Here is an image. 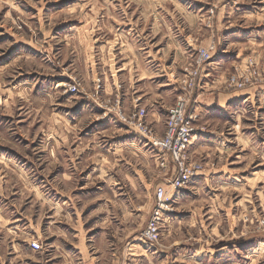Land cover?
Masks as SVG:
<instances>
[{"label":"rangeland","instance_id":"obj_1","mask_svg":"<svg viewBox=\"0 0 264 264\" xmlns=\"http://www.w3.org/2000/svg\"><path fill=\"white\" fill-rule=\"evenodd\" d=\"M189 24L198 38L187 45ZM119 35L126 37L122 44ZM256 39H264V0H0V264H61L51 244L68 251L80 242L91 252L102 232L106 242L125 244L145 227L158 186L171 196L174 211L153 264H170L182 245L189 253L208 244L218 253L205 264H264V89L255 91L264 85L256 51L264 47L249 45ZM210 45V61L242 52L223 87L250 92V98L232 104L229 118L190 106L203 130L196 135L205 137L189 157L202 164L207 180L195 183L194 177L174 190L172 163L105 113L114 114L121 100L101 84L108 66H117L122 98L140 77L127 74L134 64L129 52L141 65L149 52L154 75L147 91L153 105L165 100L158 122L149 103L134 100L162 136L186 68ZM69 84L77 91L70 93Z\"/></svg>","mask_w":264,"mask_h":264},{"label":"crops","instance_id":"obj_2","mask_svg":"<svg viewBox=\"0 0 264 264\" xmlns=\"http://www.w3.org/2000/svg\"><path fill=\"white\" fill-rule=\"evenodd\" d=\"M191 23V22H190ZM189 30L184 32L183 36L184 39L188 44L191 43L190 38L193 40L197 39L194 37L195 35V29L192 28L191 24H189ZM197 31V30H196ZM207 30L204 29L203 33H205ZM198 34H200V30L197 31ZM212 34V33H211ZM211 34L208 36L207 40H204L208 43V45L212 41V36ZM120 44H122V38H126L125 36H120ZM249 40V39H248ZM204 42V43H206ZM249 45H255L256 47H264V39L257 40L255 42H249ZM189 50V49H188ZM260 54L258 57L262 60L264 64V53L259 51L258 49L256 50ZM264 51V49H263ZM234 55V60L242 54L240 50H236ZM132 56V61H134V64L131 66L128 65L127 62L123 64H127V74H135L137 76H140L138 79H134V82H132L128 86V92L123 91L122 92V98H119V93L118 90L120 89V84L119 83V71L120 68H118L115 65H109L108 66V72H110V75L108 78L105 77V80L103 79V83L101 84V89L103 92L106 94H112L116 99H120L121 101L118 102L120 105L117 109L114 110V114H111V112L106 111L105 113L107 115H112L114 118L118 121L117 123L119 125H124L127 127L122 121L119 120L117 116V112H121L125 116L130 113V111L135 108H137L136 103L134 98L138 97L139 100L141 99L140 104L146 105L149 103V106L152 107V114L155 119L153 121L158 122L159 116L162 114L161 112L164 111L165 104L163 102L165 101L164 96H160L162 100L161 105H153L152 103V96H150L151 92L149 90L147 91V86L150 87V82L148 80L153 78L154 71L152 66L147 64V58L150 57L149 52L148 54L145 55V61H143V65L139 64L136 58V54L129 52ZM185 53V52H184ZM191 54L188 56V59ZM245 56V55H243ZM129 58V57H128ZM142 58V57H141ZM175 59L177 58V55L174 57ZM232 56H224L220 58H214L205 66L203 67L204 71L202 72V75L199 79L198 82V89L195 92L193 96V108L195 109V112H202L204 110H214L218 111L219 117L220 118H229L231 117L228 114H225V111H229L231 108L232 104L235 102H245L247 99L250 98V92H243L244 90L240 91H225V88L223 87V83L226 78L227 71L230 69V66L234 64V60L231 59ZM140 59V57H138ZM232 60V61H231ZM118 68V69H117ZM167 69H170V67H167ZM112 71L118 72L116 73L117 75L114 76L112 74ZM106 72V71H105ZM107 74V72H106ZM99 76V75H98ZM106 76V75H105ZM107 79V81H106ZM130 81V79H129ZM132 81V78H131ZM174 83V82H173ZM172 82H169L167 85H171ZM175 84V83H174ZM177 84V83H176ZM175 84V85H176ZM174 86V85H173ZM165 87V86H163ZM255 91L264 89V85H257L255 86ZM126 89V88H125ZM124 89V83H123V90ZM176 90V87L174 88ZM251 90V88H250ZM244 93V94H242ZM244 95V96H243ZM242 97V98H241ZM241 98V99H240ZM141 105V106H143ZM133 107V108H132ZM132 108V109H131ZM112 111V110H110ZM197 113V112H196ZM201 115V114H200ZM148 116V112H147ZM111 117V116H110ZM202 118V116L200 117ZM128 128V127H127ZM201 130V129H200ZM203 132V130L201 131ZM209 135H212L214 132H208ZM205 137V134L201 133L193 137L192 139V144H191V153H195L197 151V148H199L201 145H203V139ZM243 138V136H241ZM169 160V159H168ZM170 160L168 161V166L170 167ZM173 166V164H172ZM174 169V167H173ZM212 170L217 171V172H222L220 169L215 170L212 168ZM175 171V170H174ZM174 172L170 174V178H172ZM222 174H225L224 172ZM215 175V174H214ZM198 177V178H197ZM221 178V177H218ZM164 179V178H163ZM169 179V178H167ZM202 180H207V175L203 173H199L198 176L195 177L193 182H201ZM219 181V180H218ZM211 182V180H210ZM184 192V190H183ZM181 192L180 194L178 193V197H184L185 195ZM175 218V217H174ZM142 232V231H141ZM105 232H102L98 234L100 237L99 241L97 243H100L98 246L96 245L93 250L91 251L83 245V243H76V244H70V250H63L62 247L63 245L59 246L57 243L51 244V247L54 248L55 252H58L60 257L62 258V263L61 264H153L151 262L150 257H152L154 254L158 252V248L160 247L159 245L154 246V247H148L147 245L140 244L137 241H141L140 239V234L139 235H134L132 240L127 241L125 244L121 243L120 241L115 239V243L113 241L106 242V237L104 236ZM114 238V236H111ZM106 243H105V242ZM96 243V242H95ZM178 247V246H177ZM184 252L183 253H177L174 254L170 257V264H192V263H197V264H205L207 260L210 261L211 257L216 255L217 248L216 244H208L207 245H199L195 250L192 252H187V249L185 248L184 245H182ZM97 248V249H96ZM166 250V249H165ZM35 251V250H33ZM66 251L67 253L64 255L63 252ZM160 251H163L162 249ZM39 253V252H38ZM170 254L165 256H169ZM169 258V257H168ZM47 262V261H46ZM31 264H43L40 262V260H32ZM169 264V263H168Z\"/></svg>","mask_w":264,"mask_h":264},{"label":"built area","instance_id":"obj_3","mask_svg":"<svg viewBox=\"0 0 264 264\" xmlns=\"http://www.w3.org/2000/svg\"><path fill=\"white\" fill-rule=\"evenodd\" d=\"M213 51V45L207 48H199L196 57L192 60L193 63L190 64V68H186L183 74L184 78L178 85L179 93L176 103L168 108L165 132L162 136L155 135L147 124L145 108L137 107L126 116L119 111L117 112L120 121L162 151L173 164L175 173L169 180V186L174 190L184 187L203 170L200 162H193L189 157L192 139L199 129L194 124L197 115L194 113L195 111L190 110V106L198 89L200 70L205 63L210 61ZM230 82H234V79H230ZM234 86L242 87L243 83L235 82ZM96 87L98 89L99 84ZM68 91L70 93L76 92V85L69 84ZM165 160H161L163 167H165ZM172 203L171 196L163 186L155 188L154 204L146 225L140 234L141 241L148 247L158 245L164 223L174 211ZM31 246L33 249L40 248L37 241L31 242Z\"/></svg>","mask_w":264,"mask_h":264}]
</instances>
